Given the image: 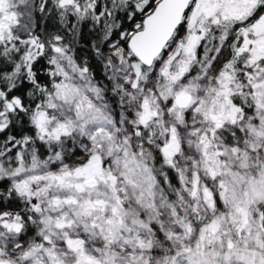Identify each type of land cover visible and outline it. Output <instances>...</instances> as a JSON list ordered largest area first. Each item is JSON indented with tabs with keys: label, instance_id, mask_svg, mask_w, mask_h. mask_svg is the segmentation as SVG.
<instances>
[{
	"label": "snow or ice",
	"instance_id": "6c2138e0",
	"mask_svg": "<svg viewBox=\"0 0 264 264\" xmlns=\"http://www.w3.org/2000/svg\"><path fill=\"white\" fill-rule=\"evenodd\" d=\"M0 264H264V0H0Z\"/></svg>",
	"mask_w": 264,
	"mask_h": 264
}]
</instances>
